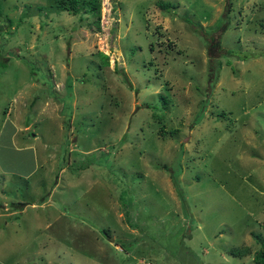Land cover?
Masks as SVG:
<instances>
[{
    "label": "rangeland",
    "instance_id": "rangeland-1",
    "mask_svg": "<svg viewBox=\"0 0 264 264\" xmlns=\"http://www.w3.org/2000/svg\"><path fill=\"white\" fill-rule=\"evenodd\" d=\"M98 1L94 15L0 0V119L17 109L16 90L39 95L20 109L32 122L16 135L22 150L0 146V198L24 209L1 252L23 258L47 243L35 215L56 214L76 224L54 235L58 262L102 251L106 264H254L264 0Z\"/></svg>",
    "mask_w": 264,
    "mask_h": 264
},
{
    "label": "crops",
    "instance_id": "crops-1",
    "mask_svg": "<svg viewBox=\"0 0 264 264\" xmlns=\"http://www.w3.org/2000/svg\"><path fill=\"white\" fill-rule=\"evenodd\" d=\"M7 74H8L7 70H5L4 72L0 74V77H2L0 82L4 85H6L7 83ZM28 83H30L31 85L34 84L33 80H27L24 88H27ZM13 95L14 97H18L20 101L19 99L16 100L17 109H15L14 106H12L11 108H6L5 110L2 111L4 116L2 119H0V146L1 145L4 146L7 144L14 151L17 152V151H21L22 149L21 147L17 146V142L15 140L16 135L17 134L19 135L20 132L24 133L25 131H29V129H31L30 126L32 124V122L28 123L26 119L28 117L26 115L22 119L20 118L21 110H22L21 108L30 106L31 109L33 110L35 103L39 101L38 100L39 95H37L36 93L32 91L31 96L25 99L24 98L25 93L23 92V90H18V91L16 90L13 93ZM0 96H1V92H0ZM20 119H21V122L19 123L18 121ZM33 122H34V118H33ZM23 123H26V124H23ZM6 128L10 129V133H8L6 138H2V134L4 133ZM32 133H33L32 134L33 136L36 135V132H32ZM31 147H34V146H31ZM31 147H26L23 149L24 151H28L32 149ZM4 172L5 170L0 169V176L4 175ZM19 174L22 175V172H20ZM12 204L14 206L10 208L8 204L5 203L2 200V198H0V219H1V222H0V264H106L104 263V260H103L102 251H100L99 254H97L98 256L95 260H92L88 263L80 262L77 260L71 261L70 255H67V257L63 259V261L58 262L55 260L54 252L56 250L55 247L57 245L53 243L55 242L54 235L56 234L57 235H68L70 230H72V226L73 225L76 226V224L73 223L74 222L73 220L75 219L70 215L63 218V221L66 222L65 223V222H59V220L62 218L60 216L62 215L56 216V214H49L47 215L46 218H43V217H40L41 215L36 214L35 217L38 220L43 221L42 224L39 225L37 229L35 230L36 234L37 236H40L43 231H46L48 235V242L47 243L45 242V244L41 245L36 250L32 251L30 254L23 256V258H18L19 257L18 255L17 256L16 255H11V256L3 255L1 250L6 249L8 247V245L10 244L9 239L11 238L12 235L17 234V228L20 227L19 222H16L12 219L13 217H16L19 212L24 211V209L17 210L15 208L16 204L14 203V201L12 202ZM28 205L34 206V207L42 206V204L38 205L34 202H31ZM10 230L13 231V233ZM8 232H10V234L8 238H5ZM79 248L81 249L82 246H79ZM61 249L64 250V252L67 251L68 253H70L69 250L71 248L66 247L63 244L61 246Z\"/></svg>",
    "mask_w": 264,
    "mask_h": 264
},
{
    "label": "trees",
    "instance_id": "trees-1",
    "mask_svg": "<svg viewBox=\"0 0 264 264\" xmlns=\"http://www.w3.org/2000/svg\"><path fill=\"white\" fill-rule=\"evenodd\" d=\"M58 3H59V8L67 10L72 14L92 13L94 15H98L100 11V3L98 0H59ZM160 6L162 8H168L170 7V3H160ZM98 18L99 17H97V19ZM171 178L178 194L182 196V193L179 188L178 179L173 176ZM258 240L261 246L259 247V249H257L254 252L253 260H254V264H264V237L262 235H258ZM230 254L233 256H242L249 254V252L247 249L244 248L243 249L234 248L230 250Z\"/></svg>",
    "mask_w": 264,
    "mask_h": 264
},
{
    "label": "built area",
    "instance_id": "built-area-1",
    "mask_svg": "<svg viewBox=\"0 0 264 264\" xmlns=\"http://www.w3.org/2000/svg\"><path fill=\"white\" fill-rule=\"evenodd\" d=\"M145 264H152L151 262H146Z\"/></svg>",
    "mask_w": 264,
    "mask_h": 264
}]
</instances>
